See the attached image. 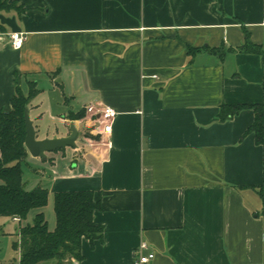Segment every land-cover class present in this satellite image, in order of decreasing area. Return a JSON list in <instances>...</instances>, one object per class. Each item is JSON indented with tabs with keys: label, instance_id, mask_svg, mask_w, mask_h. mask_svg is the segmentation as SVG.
<instances>
[{
	"label": "crops",
	"instance_id": "crops-1",
	"mask_svg": "<svg viewBox=\"0 0 264 264\" xmlns=\"http://www.w3.org/2000/svg\"><path fill=\"white\" fill-rule=\"evenodd\" d=\"M19 1L21 15L0 11V111L34 82L36 138L81 133L49 200L102 198L103 239L73 264H136L144 242L151 264H264V144L243 138L251 110L219 119L222 105L264 104V53L238 50L248 34L264 51V0ZM90 105L118 112L110 134Z\"/></svg>",
	"mask_w": 264,
	"mask_h": 264
},
{
	"label": "trees",
	"instance_id": "trees-1",
	"mask_svg": "<svg viewBox=\"0 0 264 264\" xmlns=\"http://www.w3.org/2000/svg\"><path fill=\"white\" fill-rule=\"evenodd\" d=\"M24 5L12 8L0 0V11H16L22 14ZM0 32L5 28L0 25ZM243 53H264L254 45L248 34L246 43L238 49ZM195 49L188 48L192 54ZM211 53L218 50L211 49ZM38 94L34 82L28 94L16 88L11 100L12 109L0 111V217L18 219L20 250L19 264H73L82 260V241H102L104 228L95 221L96 212L102 209L101 195L92 191L56 192L53 195L55 227L50 229L43 209L49 203L46 188L27 189L22 165L28 151L25 147V110L32 98ZM245 110L254 113V122L243 138L254 134L258 145L264 144V104L222 105L219 113L221 122H227ZM83 113L79 117H82ZM35 211L32 224L22 225L31 212Z\"/></svg>",
	"mask_w": 264,
	"mask_h": 264
},
{
	"label": "rangeland",
	"instance_id": "rangeland-1",
	"mask_svg": "<svg viewBox=\"0 0 264 264\" xmlns=\"http://www.w3.org/2000/svg\"><path fill=\"white\" fill-rule=\"evenodd\" d=\"M7 6L17 8L22 6L19 0H3ZM59 133L62 130L68 132L66 126L57 125ZM81 129V127H80ZM59 134V135H60ZM84 134V133H83ZM82 134V135H83ZM81 137V136H80ZM79 144L80 138H79ZM74 156L73 148H66L57 152L48 153L47 159H38L30 156L26 159L22 165L23 178L27 189L33 190L35 188H48L50 184L52 171L58 170V166H61L63 162L71 164V158ZM60 163V164H59ZM45 175V177H44ZM45 217L48 221L50 229L55 227V215L53 212V196L50 198L48 206L43 209ZM35 211L31 212L27 220L21 224H32L34 219ZM19 226L20 223L14 221L10 217H0V264H19L20 263V250L17 248L19 242Z\"/></svg>",
	"mask_w": 264,
	"mask_h": 264
},
{
	"label": "water",
	"instance_id": "water-1",
	"mask_svg": "<svg viewBox=\"0 0 264 264\" xmlns=\"http://www.w3.org/2000/svg\"><path fill=\"white\" fill-rule=\"evenodd\" d=\"M26 138L25 147L30 155L38 159H46L47 153L57 152L68 147L76 149L77 141L81 136L74 123L70 125V134L66 137L38 140L33 122L30 119L28 108L25 110Z\"/></svg>",
	"mask_w": 264,
	"mask_h": 264
},
{
	"label": "built area",
	"instance_id": "built-area-1",
	"mask_svg": "<svg viewBox=\"0 0 264 264\" xmlns=\"http://www.w3.org/2000/svg\"><path fill=\"white\" fill-rule=\"evenodd\" d=\"M10 40L13 48L19 50L24 45L26 37L23 33L16 32L10 35ZM152 78H157V76H153ZM86 111L96 118V125L101 128L102 133L110 134L112 132L113 122L118 115V112L114 108L105 105H90L86 107ZM14 220L17 221L18 219ZM138 252L136 264H151L155 259V253L145 242L140 245Z\"/></svg>",
	"mask_w": 264,
	"mask_h": 264
}]
</instances>
